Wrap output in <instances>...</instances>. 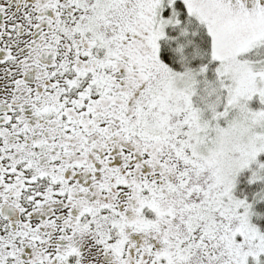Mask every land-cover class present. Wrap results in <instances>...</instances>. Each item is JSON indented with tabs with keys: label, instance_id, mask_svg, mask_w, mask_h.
Wrapping results in <instances>:
<instances>
[{
	"label": "snow or ice",
	"instance_id": "6c2138e0",
	"mask_svg": "<svg viewBox=\"0 0 264 264\" xmlns=\"http://www.w3.org/2000/svg\"><path fill=\"white\" fill-rule=\"evenodd\" d=\"M0 264H264V0H0Z\"/></svg>",
	"mask_w": 264,
	"mask_h": 264
}]
</instances>
